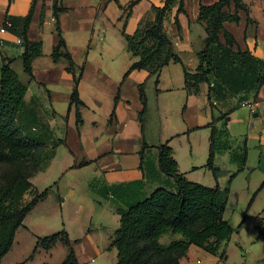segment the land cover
Here are the masks:
<instances>
[{
  "label": "crops",
  "instance_id": "1",
  "mask_svg": "<svg viewBox=\"0 0 264 264\" xmlns=\"http://www.w3.org/2000/svg\"><path fill=\"white\" fill-rule=\"evenodd\" d=\"M165 1L59 0L65 8L59 15L62 36L77 70L83 68L79 127L77 109L70 108L73 75L66 62L52 58L60 40L55 0H37L27 31L30 41L42 43V54L32 63L34 80L20 78L22 70L25 74L20 56L32 0H0V73L3 58L15 60L11 67L28 88L21 125L46 143L43 163L31 183L39 193L53 189L26 216L0 264H13L7 261L14 252H20L14 264H62L68 250L61 243L25 260L38 238L60 229L68 233L79 264H117L118 251L111 243L120 228L119 212L158 189L177 191L175 181L160 169L159 149L165 144L189 182L225 188L234 175L224 214L233 235L216 255L191 245L180 264H264V242L257 239V219H264V85L258 92L231 95L225 101L210 100L208 85L198 94L186 88L183 65L190 73L196 71L207 37L199 22L200 8L221 0H184L183 12L178 6L170 12L165 31L183 65L171 62L158 76L143 69L128 74L137 58L128 50L124 33L133 35L142 21H154L153 8ZM246 3L253 22L248 25L247 13L240 10L241 21L224 27L237 42L235 51L264 59V0ZM225 11L235 13V5ZM221 40L224 44L223 36ZM255 98L258 117L243 106ZM213 129L217 176L206 168ZM33 196L28 192L25 203ZM48 201L62 203L61 222L43 216L30 219ZM178 235L166 234L160 243L168 246L182 239Z\"/></svg>",
  "mask_w": 264,
  "mask_h": 264
},
{
  "label": "trees",
  "instance_id": "2",
  "mask_svg": "<svg viewBox=\"0 0 264 264\" xmlns=\"http://www.w3.org/2000/svg\"><path fill=\"white\" fill-rule=\"evenodd\" d=\"M36 2L37 0H32L26 18L23 31L24 52L20 56L24 72L31 80H34L33 60L42 54V43L32 42L27 37ZM58 3L59 0H55L54 11L60 40L52 52V58L55 63L66 62L67 72L73 75L74 88L70 108L76 107L80 127L83 124L80 109L84 104L79 96V84L83 68L77 70L62 36L59 15L65 8ZM231 4L235 5V13L225 11ZM176 6L179 13L183 12L184 0H166L163 7L153 8L154 21H142L133 35L124 33L128 50L137 58L128 74L133 70L143 69L158 76L171 62L183 65L165 31V21ZM240 10L247 13L250 25L253 21L249 17L250 8L246 0H221L210 6H201L199 22L205 25L207 37L204 49L198 53L199 65L196 71L190 73L183 65L185 85L189 91L198 94L204 85H208L210 100L225 101L231 95L250 93L253 90L258 92L264 85V59L255 58L250 51H235L233 48L237 42L224 27L227 22L241 21L238 14ZM176 24L180 27L178 20ZM221 36L225 39L224 44ZM14 61L3 58L0 73V263L11 251L16 232L24 227L26 216L52 190L48 188L39 193L31 183L43 163L46 143L27 126L21 125L28 88L11 67ZM141 97L146 107L144 90H141ZM144 118L145 114L142 113V123ZM215 133L213 129L206 168L217 176L218 173L214 171ZM86 164L84 162L81 166ZM159 164L161 171L175 181L177 191L158 189L145 200L119 212L120 228L115 232L111 243V248L118 251L117 264H180L191 245L216 255L222 243L228 241L235 231L224 218L234 175L225 188H212L189 182L180 173L173 150L168 144L159 149ZM28 192H33L34 196L30 202L23 204L24 196ZM257 231L258 241L264 242V219H257ZM170 233L179 234L182 239L173 241L168 246L162 245L160 239ZM58 243L68 250L62 264H79L73 243L65 230L38 238L37 245L26 262L33 260L39 249L49 252Z\"/></svg>",
  "mask_w": 264,
  "mask_h": 264
},
{
  "label": "rangeland",
  "instance_id": "3",
  "mask_svg": "<svg viewBox=\"0 0 264 264\" xmlns=\"http://www.w3.org/2000/svg\"><path fill=\"white\" fill-rule=\"evenodd\" d=\"M22 63L20 62V64L19 65H21ZM18 67V65L16 66V68ZM27 77V75L26 74H24L23 73V70H22V73L20 74V78L22 79V80H24L25 78ZM53 190V189H52ZM57 190V189H56ZM63 200V199H62ZM61 200V201H62ZM55 202L54 201H48V202H46V204H44L41 208H39V210L37 211V212H35L34 214H33V217L31 216L30 217V219H41L42 218V216H43V219H46V220H55V221H57V223H60L61 222V220L60 221H58L62 216H61V204L62 203H60V202H56L55 204H54ZM23 204H26L25 203V201L23 202ZM44 213H46V214H44ZM61 230H63V229H60V230H58V231H55L53 234H55V233H57V232H59V231H61ZM178 235V234H177ZM178 236H180V235H178ZM44 237H46V236H44ZM181 237V236H180ZM43 238V237H42ZM168 238L166 237V238H164V242L167 240ZM20 256V252L19 253H17V252H14L12 255H10L9 257H11L12 259L11 260H9V261H7V262H13V264H14V260H16V258L17 257H19ZM28 256H30V255H27L25 258H27ZM29 258V257H28ZM27 258V259H28ZM27 259H25V260H27Z\"/></svg>",
  "mask_w": 264,
  "mask_h": 264
},
{
  "label": "built area",
  "instance_id": "4",
  "mask_svg": "<svg viewBox=\"0 0 264 264\" xmlns=\"http://www.w3.org/2000/svg\"><path fill=\"white\" fill-rule=\"evenodd\" d=\"M52 21L54 22L55 19H53ZM8 26L11 27L10 24ZM0 45H2L1 42H0ZM243 106L248 108L251 113H255L258 110L260 105L258 103V100H247L243 102Z\"/></svg>",
  "mask_w": 264,
  "mask_h": 264
},
{
  "label": "water",
  "instance_id": "5",
  "mask_svg": "<svg viewBox=\"0 0 264 264\" xmlns=\"http://www.w3.org/2000/svg\"><path fill=\"white\" fill-rule=\"evenodd\" d=\"M254 117H258V114L255 113V114H254ZM215 170H219V167H215Z\"/></svg>",
  "mask_w": 264,
  "mask_h": 264
}]
</instances>
